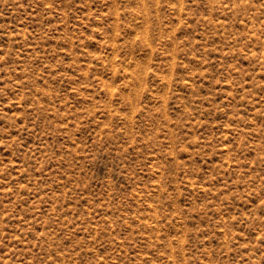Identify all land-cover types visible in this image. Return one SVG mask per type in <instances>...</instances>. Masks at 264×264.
Wrapping results in <instances>:
<instances>
[{
  "label": "rangeland",
  "instance_id": "obj_1",
  "mask_svg": "<svg viewBox=\"0 0 264 264\" xmlns=\"http://www.w3.org/2000/svg\"><path fill=\"white\" fill-rule=\"evenodd\" d=\"M0 264H264V0H0Z\"/></svg>",
  "mask_w": 264,
  "mask_h": 264
}]
</instances>
